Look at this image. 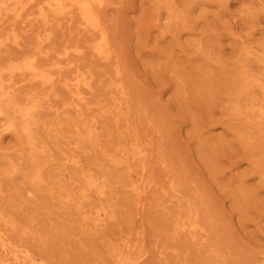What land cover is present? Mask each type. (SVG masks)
Wrapping results in <instances>:
<instances>
[{"label": "rangeland", "instance_id": "374dc122", "mask_svg": "<svg viewBox=\"0 0 264 264\" xmlns=\"http://www.w3.org/2000/svg\"><path fill=\"white\" fill-rule=\"evenodd\" d=\"M0 264H264V0H0Z\"/></svg>", "mask_w": 264, "mask_h": 264}, {"label": "bare ground", "instance_id": "6f19581e", "mask_svg": "<svg viewBox=\"0 0 264 264\" xmlns=\"http://www.w3.org/2000/svg\"><path fill=\"white\" fill-rule=\"evenodd\" d=\"M79 1V0H78Z\"/></svg>", "mask_w": 264, "mask_h": 264}]
</instances>
